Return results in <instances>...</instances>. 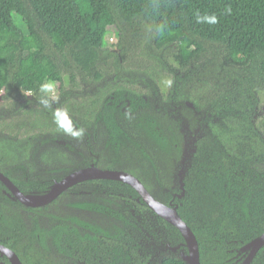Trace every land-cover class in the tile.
<instances>
[{
    "label": "trees",
    "instance_id": "1",
    "mask_svg": "<svg viewBox=\"0 0 264 264\" xmlns=\"http://www.w3.org/2000/svg\"><path fill=\"white\" fill-rule=\"evenodd\" d=\"M111 32L119 53L107 47ZM142 45L156 52L146 55L157 68L167 70L168 59L176 66L168 70L174 74L171 99L182 100L178 112L191 125L188 136L171 99L147 100L120 76L108 98L102 91L88 102L87 94L81 96L80 84L98 83L107 60L122 61ZM159 71L129 75L148 87ZM49 85L77 92L53 104L46 97ZM0 93L4 175L50 174L53 155H87V119L95 165L133 174L161 201L158 183L183 191L178 213L196 237L200 264H240L241 248L264 232V0H0ZM111 96L122 107L128 100L132 116L110 107ZM37 154L46 155L45 168L37 167ZM101 183L103 193L91 194L97 204L87 210L56 202L35 211L0 200V244L22 264H187L183 237L159 218L155 226L171 252L149 254L145 243L138 250L126 227L137 229L142 217L137 212L133 220L127 205L132 200L130 208L138 211L144 202L137 203L125 184ZM118 192L132 199L121 203ZM21 211L31 214L28 220L41 216L43 227L30 229ZM251 264H264V249Z\"/></svg>",
    "mask_w": 264,
    "mask_h": 264
},
{
    "label": "flooded vegetation",
    "instance_id": "2",
    "mask_svg": "<svg viewBox=\"0 0 264 264\" xmlns=\"http://www.w3.org/2000/svg\"><path fill=\"white\" fill-rule=\"evenodd\" d=\"M64 86H67V85H64ZM56 87H57V90H58L59 86L56 85ZM67 87H69V86H67ZM69 88H71V87H69ZM71 91H74V89H72ZM58 92H61V91L58 90ZM110 92L113 93L112 91H110ZM24 94H26V93H24ZM28 94H31V98H29V99L34 101L35 98L32 96V93H28ZM109 95L110 94H108V96ZM73 96L74 95H70L69 97L72 99ZM46 97H47V99H49L48 98L49 97L48 96V91H47ZM109 99H110V103H109L110 107H114V106H115V108H121L122 107V101L118 102V103H115V101H113L114 97L112 98V96ZM51 101H52L53 104L56 103V101H53V100H51ZM108 108L109 107H107V109ZM129 109H131V105H130V102L127 100V105L122 107L120 110H121L122 113H124V112L128 113V115L131 117L132 113H131V111ZM194 116H195V120L197 122H202L203 121V114H200L199 111H196V113H194ZM176 117L182 118L180 120L181 123L183 124V122H184L186 124L187 127L184 128V129L187 131V136H188V133L191 132V130H189V128H190L189 126H191L190 123H186L187 122V120H185L186 118H184L180 112H178L177 116L175 115V118ZM112 120H114V119H112ZM104 123H107V121H105ZM109 123L112 124L114 122H112V123L109 122ZM91 124H92L91 121H87V119L85 120V129L87 131V138L86 139H87V148H88L87 155H85V154L82 155V154L76 153V152H74V153H65V154L62 155V158H59V159L53 155L54 161L51 162L50 165L48 164L49 166L54 167V168H52L50 174L45 172V173H39V174H36V175H33V176L30 177V176H28L26 171L23 170V175H24L23 177L17 176V177L12 179V178L4 175L2 172H0V173L3 174L16 187L18 192L22 193L25 196L43 195V194L49 192L50 189L52 190L55 187L56 184L60 183L62 180H64L71 173L76 172V171L81 170V169H84V168H89V167H92V166H94V167H96V168H98L100 170H113V171L125 172V173L130 174L131 176H133L134 178H136L137 180H139L141 182V180L139 178L135 177L133 174H131L129 172H126L124 170L104 169V168L98 167L97 165H95L93 163L92 158H95V157H93V155H95V154L91 153V131L89 129ZM119 125L121 127L120 123H119ZM201 125H202V123L200 124V126ZM103 126H104V124H103ZM184 127H185V125H184ZM73 135H75V134H73ZM113 138L114 137H111L107 141H109V143H111ZM116 141L117 140H115V143H116ZM64 143L62 145L66 146L67 144H64ZM181 154H182V148H181V151H180L179 159L182 156ZM29 155L31 156V154H29ZM33 156H35L36 159H39V161L36 163V165H37V167L39 169L45 168L47 166L46 162H43V158L46 155L37 154V155H33ZM98 158H99V156H98ZM86 159H87V161H86ZM86 163H87V165H86ZM137 164L139 165L141 163L138 162ZM74 166H79V168L73 169L71 171L67 170V169H69L71 167H74ZM171 172H173L172 168H171ZM173 175H174V173H173ZM56 177H60V178L57 179ZM102 181H114V182H119V183L125 184L128 187H130L132 190H134L136 192V194L138 195L136 197V199H135L137 203H140V200H142V198L139 196L138 192L133 187H131L130 185H128V184H126L124 182H121V181L108 180V179H92V180H86V181H83V182H78L77 184H74L73 186H71V187L67 188L66 190L62 191L50 203H48V204H46L44 206H40V207H29V206L24 205L23 203H21L17 199V197L11 192V190L3 182L0 181V200H7L9 202H11V201L12 202H17L21 206H23L24 208H26V209L28 208L30 210H35V211H37L39 209H42L44 207H49V206H51V204H53V203L55 204L56 202H57L58 205L63 204L64 202L72 203V205L77 207V208H84L85 210H87V209L92 208L95 204H97V203H94L91 194H93L94 192L96 193L97 190L99 192H101L102 186H104V183H101ZM146 182H147V180H146ZM92 183H96V184L93 185ZM141 184L144 186V188L151 195V193L149 192V190L147 189L145 184H143V182H141ZM164 185H162L161 183L157 184V186H158V188H157L158 192L157 193H159L162 196V198H163L162 201L158 200L153 195H151V196L155 200H157L161 204H163L164 206L169 207V208H175L177 214L179 215V213H178L179 200L183 196V191H180L179 189L172 190L171 188H169L172 185V183L170 185H168L167 183L164 184ZM153 189L155 190V186H153ZM101 193H103V192H101ZM117 196L120 198L121 203H123V201H127V200H131L132 199V197L130 195H126V194H123L121 192H118ZM130 204H132V200H131ZM130 204L127 205V209L129 210L128 212H130L129 214L133 218V220H136V215L135 214L137 212L140 214V218L142 217L140 221L136 220V223L139 224L137 229H130L129 227H126V229L128 230V234H130L131 237L134 238V246L137 247L138 250H141V248H142L141 245L142 244L144 245V243H145V246L147 247L148 252H150L149 254L159 255L160 251H162V252L165 251L166 253H170L171 251L168 249V247H170V244L166 240V235L164 234L163 230L161 228L155 226V218L161 219L162 221L166 222L170 226H172V225L170 223H168L166 220H164L163 218H161L159 215H157L145 202H144V205L146 207H141V206L139 207L138 206L137 207L138 211L136 210V208H130L131 207ZM21 214L24 215V222H25V224H27V226L30 227V229L36 231L38 228H42L43 227V219L41 218V216H37V218H32L31 220H28L26 216H31L30 213H29V215H27V213H24L23 211H21ZM124 214L128 216V214H126V213H124ZM74 215L75 214L72 213L71 219H70L71 221H74V219H75ZM179 217L181 218L180 215H179ZM56 223L58 225H61L62 221H59V219L57 217L56 218ZM145 224H147V227L142 228L141 226H145ZM69 226H70V228H73L72 225H69ZM172 227H174V226H172ZM61 234H62V231L60 229H58L56 237H57L59 243L61 241L60 240ZM67 236L70 237L71 240L75 239L74 238V236H75L74 233L68 232ZM0 245L8 248L7 246H5L3 244H0ZM8 249H10V248H8ZM262 249H264V247H262L257 252V254ZM11 251H13V250H11ZM152 252H154V253H152ZM254 258L252 259V261L254 260ZM5 259H6L5 261L0 260V263L10 264V262L7 260V258H5ZM252 261H251V263H252Z\"/></svg>",
    "mask_w": 264,
    "mask_h": 264
},
{
    "label": "rangeland",
    "instance_id": "3",
    "mask_svg": "<svg viewBox=\"0 0 264 264\" xmlns=\"http://www.w3.org/2000/svg\"><path fill=\"white\" fill-rule=\"evenodd\" d=\"M118 38L114 36L113 32H111L107 37V47L110 48V50H113V52L119 53V49L116 47ZM149 51L150 56H156V52L152 49L146 50L145 47L142 45L140 48H130L129 52L125 55L124 60H120L119 62H109L107 60L108 66L106 67L102 79L95 84H87L83 85L80 84V89L82 95L87 94V101H89L92 97H95L99 92H103L106 98L110 91L112 90V87L115 86L114 84L121 83L122 81H125L127 84V88L133 91L136 94H139L146 98L147 100H152L153 102L156 101H166L167 99H171L172 95V88H173V80H174V74L171 72H168V70H174L176 69V66L172 63L170 59H168L165 63L167 70H161V68L156 67V63L154 60L150 59L146 52ZM114 64V65H113ZM153 69H159V73L156 74V80L154 82L148 83V87H145L144 85H137V82L134 83L130 78L131 75H135L133 77H145L148 76L147 72L148 70ZM118 70L119 74H115V72ZM179 71V70H178ZM179 77L183 76V72L180 70L178 73H176ZM120 76L122 81L120 79H117V77ZM149 79V77H146ZM213 79V80H212ZM215 78L209 76L206 80L207 86H212L214 83ZM79 83V80H78ZM48 89V98L50 100L56 101L57 103L63 101L66 103V98L68 96V99H71L70 95H75L77 90L74 89V91H71L72 89L64 86V89L62 92H58L57 87L54 85H49L47 87ZM2 93H0L1 95ZM26 98H31V94L26 93L24 95ZM73 99V98H72ZM76 100V98L74 99ZM79 100V99H77ZM172 100V99H171ZM182 100H172L168 101V105L172 107H176L177 113L179 110V103ZM1 96H0V107H3L4 105L1 104ZM192 104L191 101L187 100L185 102L186 107H190ZM202 114V112H200ZM75 128V126L73 127ZM86 130V129H85ZM77 135L81 137L82 135L77 132Z\"/></svg>",
    "mask_w": 264,
    "mask_h": 264
},
{
    "label": "water",
    "instance_id": "4",
    "mask_svg": "<svg viewBox=\"0 0 264 264\" xmlns=\"http://www.w3.org/2000/svg\"><path fill=\"white\" fill-rule=\"evenodd\" d=\"M189 108L193 109V105L191 104ZM92 179L117 180L133 187L138 192L142 200L157 215L166 220L180 232L187 249V254H184L182 257L183 260L187 264H200L199 247L196 237L187 224L179 217L176 209L166 207L159 201L155 200L144 188L141 182L128 173L113 170H100L94 166L84 168L71 173L60 183L56 184L52 190L50 189L49 192L38 196H25L18 192L16 187L3 174L0 173V181L11 190V192L21 203L29 207L44 206L54 200L62 191L73 186L74 184ZM262 247H264V233L241 248L244 257L240 264H250L252 259ZM0 254L1 256L7 258L10 264H22L18 256L13 251L2 245H0Z\"/></svg>",
    "mask_w": 264,
    "mask_h": 264
}]
</instances>
